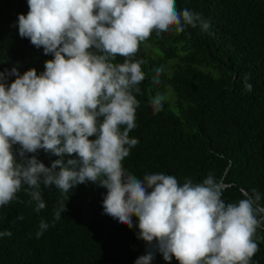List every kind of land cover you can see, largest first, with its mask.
<instances>
[{
    "label": "clouds",
    "instance_id": "obj_1",
    "mask_svg": "<svg viewBox=\"0 0 264 264\" xmlns=\"http://www.w3.org/2000/svg\"><path fill=\"white\" fill-rule=\"evenodd\" d=\"M18 14V33L52 59L44 71L17 67L0 72V206L27 186L34 211L46 207L41 184L68 193L79 184L106 189L103 214L128 228L137 218V239L146 244L135 264H151L159 253L170 264H251L259 250L253 240L264 225V206L255 189L242 191L235 203L222 199V182L209 173L202 182L175 176L126 172L122 161L138 139L135 113L143 61L134 60L139 45L155 31H208L201 13L178 9L176 0H27ZM117 56L122 63L114 62ZM162 68L156 69L157 74ZM9 77H15L8 82ZM244 77V89L252 90ZM154 83L158 79L154 78ZM165 97L150 100L154 112ZM123 129V130H121ZM93 137V139H90ZM14 146H18L14 150ZM57 157L50 166L36 153ZM67 211L61 203L53 226ZM18 215L17 220H22ZM39 222L36 237L48 229ZM0 232V237L11 236Z\"/></svg>",
    "mask_w": 264,
    "mask_h": 264
},
{
    "label": "trees",
    "instance_id": "obj_2",
    "mask_svg": "<svg viewBox=\"0 0 264 264\" xmlns=\"http://www.w3.org/2000/svg\"><path fill=\"white\" fill-rule=\"evenodd\" d=\"M176 6L201 13L210 27L205 32L186 26L180 34L154 31L139 45L133 59L143 61L145 78L140 94L134 93L137 127L129 133L139 142L122 166L139 179L164 173L180 184L186 178L200 183L211 173L222 182L226 203L255 189L264 206V0H176ZM28 11L27 0H0V72L17 67L21 74L29 68L39 74L53 58L19 36L18 14ZM123 60L117 56L114 62ZM158 94L165 99L154 112L150 100ZM35 155L45 166L57 158L43 150ZM26 187L0 206V232L12 233L0 237V264H135L145 254L136 217L128 228L103 214L106 189L85 183L62 193L41 184L46 207L37 213ZM61 203L67 211L53 226ZM41 219L49 227L37 238ZM253 240L259 250L251 264H264V225ZM151 264L167 262L157 253ZM170 264L178 262L173 258Z\"/></svg>",
    "mask_w": 264,
    "mask_h": 264
}]
</instances>
